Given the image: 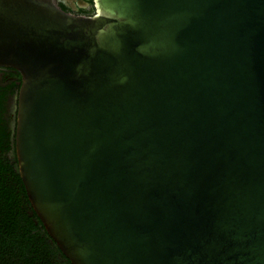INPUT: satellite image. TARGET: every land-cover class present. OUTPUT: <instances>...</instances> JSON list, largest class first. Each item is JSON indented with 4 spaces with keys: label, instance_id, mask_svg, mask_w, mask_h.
Listing matches in <instances>:
<instances>
[{
    "label": "water",
    "instance_id": "95a60500",
    "mask_svg": "<svg viewBox=\"0 0 264 264\" xmlns=\"http://www.w3.org/2000/svg\"><path fill=\"white\" fill-rule=\"evenodd\" d=\"M0 0L15 150L71 264H264V0Z\"/></svg>",
    "mask_w": 264,
    "mask_h": 264
},
{
    "label": "trees",
    "instance_id": "16d2710c",
    "mask_svg": "<svg viewBox=\"0 0 264 264\" xmlns=\"http://www.w3.org/2000/svg\"><path fill=\"white\" fill-rule=\"evenodd\" d=\"M0 264H71L34 212L20 177L15 137L1 129Z\"/></svg>",
    "mask_w": 264,
    "mask_h": 264
},
{
    "label": "flooded vegetation",
    "instance_id": "af4514ba",
    "mask_svg": "<svg viewBox=\"0 0 264 264\" xmlns=\"http://www.w3.org/2000/svg\"><path fill=\"white\" fill-rule=\"evenodd\" d=\"M54 3L70 16L91 17L95 14L94 0H54ZM21 83L22 77L17 71L0 67V129L12 140L16 133Z\"/></svg>",
    "mask_w": 264,
    "mask_h": 264
},
{
    "label": "rangeland",
    "instance_id": "374dc122",
    "mask_svg": "<svg viewBox=\"0 0 264 264\" xmlns=\"http://www.w3.org/2000/svg\"><path fill=\"white\" fill-rule=\"evenodd\" d=\"M13 129H14V125H13ZM13 129H12V130H13Z\"/></svg>",
    "mask_w": 264,
    "mask_h": 264
}]
</instances>
